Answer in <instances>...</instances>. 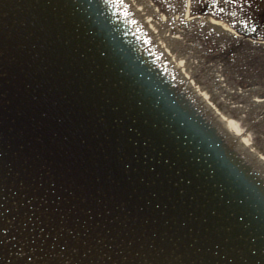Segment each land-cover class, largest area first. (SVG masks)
Instances as JSON below:
<instances>
[{
	"label": "water",
	"instance_id": "95a60500",
	"mask_svg": "<svg viewBox=\"0 0 264 264\" xmlns=\"http://www.w3.org/2000/svg\"><path fill=\"white\" fill-rule=\"evenodd\" d=\"M122 1L0 0V264H264V163Z\"/></svg>",
	"mask_w": 264,
	"mask_h": 264
},
{
	"label": "rangeland",
	"instance_id": "374dc122",
	"mask_svg": "<svg viewBox=\"0 0 264 264\" xmlns=\"http://www.w3.org/2000/svg\"><path fill=\"white\" fill-rule=\"evenodd\" d=\"M199 2L191 0L189 9ZM185 3L141 0L137 8L151 13L154 32L169 44L172 56L185 60L184 83L201 104L230 121L238 139L264 157V40L252 44L235 34L223 43L224 38L193 20L198 14L184 17Z\"/></svg>",
	"mask_w": 264,
	"mask_h": 264
},
{
	"label": "flooded vegetation",
	"instance_id": "af4514ba",
	"mask_svg": "<svg viewBox=\"0 0 264 264\" xmlns=\"http://www.w3.org/2000/svg\"><path fill=\"white\" fill-rule=\"evenodd\" d=\"M199 1L194 9L190 8L189 14L225 24L233 34L242 36L238 39L243 38L252 44L264 40V0ZM230 37H223L222 42Z\"/></svg>",
	"mask_w": 264,
	"mask_h": 264
},
{
	"label": "bare ground",
	"instance_id": "6f19581e",
	"mask_svg": "<svg viewBox=\"0 0 264 264\" xmlns=\"http://www.w3.org/2000/svg\"><path fill=\"white\" fill-rule=\"evenodd\" d=\"M141 0H123L125 5L128 7L132 15L135 17L137 22L140 24L142 29L145 31L147 36L149 35V38L152 42H156V48L159 51V53L162 55V57L168 62V64L171 66V68L175 71V73L179 76L178 71L182 73V81L187 79L188 74L185 73V60L178 59L176 56H172V50L168 43L161 40L160 35L156 34L154 32V24L151 18V13H147L144 9L137 8L138 2ZM143 1V0H142ZM191 0H186V7L184 9V17L188 18L189 16V6H190ZM143 4V3H142ZM194 21L202 22L206 25V27L212 31L213 33L217 34L219 37H225V36H233L234 34L229 30V28L222 23L216 22L211 19H202V18H194ZM160 40V41H158ZM154 44V43H153ZM190 86V87H189ZM187 87L189 90H191V85L187 84ZM197 100L202 103L198 97L193 94ZM203 105V104H202ZM204 107V106H203ZM205 108V107H204ZM207 110V109H206ZM209 112V110H207ZM210 113V112H209ZM212 114L221 124H223L231 133H233L237 138L238 132L235 128V126L230 123V121H227L225 117L218 115L216 112H211ZM246 147H248L263 163H264V157L259 155V152L255 150L252 146H250L248 143L241 141Z\"/></svg>",
	"mask_w": 264,
	"mask_h": 264
}]
</instances>
